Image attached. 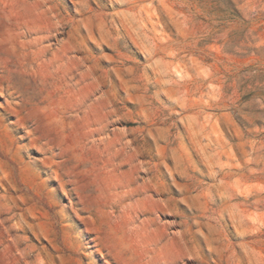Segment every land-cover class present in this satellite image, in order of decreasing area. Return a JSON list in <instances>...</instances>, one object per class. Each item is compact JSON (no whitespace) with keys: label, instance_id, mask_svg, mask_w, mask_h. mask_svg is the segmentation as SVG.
Instances as JSON below:
<instances>
[{"label":"rangeland","instance_id":"rangeland-1","mask_svg":"<svg viewBox=\"0 0 264 264\" xmlns=\"http://www.w3.org/2000/svg\"><path fill=\"white\" fill-rule=\"evenodd\" d=\"M0 264H264V0H0Z\"/></svg>","mask_w":264,"mask_h":264}]
</instances>
